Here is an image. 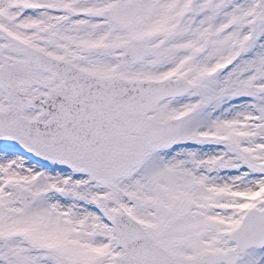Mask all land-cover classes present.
Returning a JSON list of instances; mask_svg holds the SVG:
<instances>
[{"label": "snow or ice", "instance_id": "snow-or-ice-1", "mask_svg": "<svg viewBox=\"0 0 264 264\" xmlns=\"http://www.w3.org/2000/svg\"><path fill=\"white\" fill-rule=\"evenodd\" d=\"M0 264H264V0H0Z\"/></svg>", "mask_w": 264, "mask_h": 264}]
</instances>
